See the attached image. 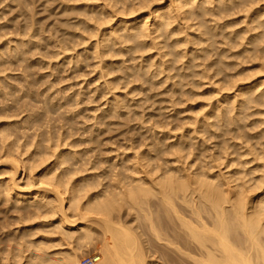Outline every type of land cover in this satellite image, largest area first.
<instances>
[{
    "label": "bare ground",
    "instance_id": "6f19581e",
    "mask_svg": "<svg viewBox=\"0 0 264 264\" xmlns=\"http://www.w3.org/2000/svg\"><path fill=\"white\" fill-rule=\"evenodd\" d=\"M99 1L63 9L75 16L56 36L15 11L20 0L0 8V195L12 210L45 214L21 229L28 239L17 253L10 239L11 250L0 245L12 254L0 264H264V0ZM59 56L74 69L93 59L99 111H74L88 93L64 94L34 75ZM199 82L240 88L185 133L155 138L154 124L132 133L130 121L158 122L151 104L175 107ZM90 243L92 254L80 253Z\"/></svg>",
    "mask_w": 264,
    "mask_h": 264
},
{
    "label": "rangeland",
    "instance_id": "374dc122",
    "mask_svg": "<svg viewBox=\"0 0 264 264\" xmlns=\"http://www.w3.org/2000/svg\"><path fill=\"white\" fill-rule=\"evenodd\" d=\"M97 3H100V1L99 0H20V4L19 5H17L16 7H13L14 8V10L16 11V9L19 7V6H22L23 8H24V10H27L28 12H31L32 13V16H33V19H35L36 21H37V25H39L40 27H42L43 29H44V34L43 35H45V36H48V34H50L51 36H56V34H55V30L57 29V28H61L62 27V24L65 22V21H71V20H73V16H75L73 13H71L70 11H66V12H63V9H65V8H67V9H69V8H74V7H78V8H81V9H83L84 11H86V10H88V9H90V8H92V5H95V4H97ZM0 8H4V9H6V8H8V5H7V0H4V1H0ZM15 11H13V13L15 12ZM11 14H9L8 13V16H10ZM19 18H21V17H19ZM89 22H92V21H89ZM104 26V25H103ZM9 36V35H8ZM94 40V37L93 38H90L89 39V41L88 42H92ZM143 53V57L144 58H147V56H149L150 54H153L154 53V49H151V50H149V51H144V52H142ZM137 55H139V54H137ZM126 56H123L122 57V59H123V61H125V62H128L127 60H126V58H125ZM34 58H36V56H34L32 59H34ZM121 57L120 56H117V57H113V60H118V59H120ZM62 56H59V57H57V58H54V57H45V58H43V64L42 65H40V67L38 66V65H36V66H34V68L32 69L35 73H34V75L37 77H39V76H41L43 79H44V81L42 80V79H40V84H39V89L38 90H40V89H42V87H43V85H41L42 84V82L43 83H47V82H45L47 79L48 80H51V81H55V85H54V87H53V89L52 90H57V91H59V92H62V93H66V94H68V93H72V92H75L76 90H78V91H83V92H85V93H88V95H90V99H87V100H84V102H81V103H79V105L77 106V107H73V110L74 111H76V110H80L81 112H83V113H86V114H89V113H93V112H97V111H99V108H102L103 107V102L105 101V99H104V97H102V96H100V95H98L97 94V92H93L94 91V88H95V86L98 84V82H93L92 83V81L94 80V77H93V72H91V63H92V61H93V59L90 57L87 61H81L80 62V64H81V67H80V69H74V67H73V65H72V61H70L69 63H67V61L65 62V63H62L63 62V60L64 59H62ZM14 73V72H13ZM15 73H16V71H15ZM1 75V74H0ZM2 76V75H1ZM46 79V80H45ZM41 80H42V82H41ZM200 84L201 83H203V82H199ZM136 84H138V83H136ZM198 85V83H197V85L195 84V86H189V89H190V87H192V89H193V91H192V89H190L191 91H190V93H189V96H188V99L186 100L185 99V97L187 98V95L186 96H184V98H183V96L181 97L182 99H180V100H178V101H181V102H179L178 104L176 103V106L175 107H171V106H174V105H171V106H169L168 105V103L166 104V102L165 103H161V104H159V106L160 107H164L165 105H167V106H165V108H162V110H158V108H159V106H158V103H155V104H151V106H150V110H151V108H152V110H154L153 112L154 113H156L155 115V118H153L152 120H156V121H158L156 124H155V121H154V123L151 121L150 123H149V121H146L147 123H141L140 121H138L140 124H141V126L142 127H140V125H139V123L137 122V121H135V120H133V121H130L129 123H128V125L129 126H135V128H133V130H132V133H137V131H134V130H138V132L139 133H141V132H143L144 131V129L145 128H147V126H152L153 124V126H155V125H161V126H157V128H156V126H155V129L154 128H152L151 130H152V132H154L155 131V134L154 135H156L155 136V138L156 137H160V138H163V137H165V134H166V132L165 131H167V130H169V132L167 133V134H169L168 136H172V134L173 133H175V135H179V133L181 132H187L188 130H190V128H192V127H197V125H200L201 123H202V121L203 120H201V118L203 119V117L205 116V115H207L208 113H209V111L211 112V110L213 111V109L215 110V108H217L218 106H220L222 103H224L223 105H226V102H229V100H223V97H224V99L225 98H227V99H229V98H231L232 97V95H233V93H235V91L237 90L238 91V89L240 88V87H238L237 88V86H233L232 87V90L231 89H229V90H227V91H224V90H226V89H221V90H217L216 89V87L217 88H219L218 86H219V84H218V86H217V84H216V82H215V84L216 85H214V83H213V86H212V84H211V86H210V84L209 83H203L202 85ZM162 84H160V83H155L153 86H152V88H151V90H150V93L151 94H153L154 95V97H153V100L155 101V99L157 98V97H160V96H162V94L161 93H159L161 90H162ZM222 86V85H221ZM37 87V88H38ZM86 88H88V89H86ZM237 88V89H236ZM215 89H216V91H215ZM236 89V90H235ZM259 90H261V87H259L258 88V91ZM120 91H123V90H120ZM215 91V92H214ZM237 91H236V93H237ZM214 92V93H213ZM232 92V93H231ZM191 93H194L193 95L191 94ZM190 94H191V97H190ZM228 94V95H227ZM222 95V96H221ZM226 96H228V97H226ZM184 99V100H183ZM230 100H232V99H230ZM184 101V102H183ZM186 101V102H185ZM216 102V103H215ZM222 102V103H221ZM215 103V104H214ZM219 103V104H218ZM165 104V105H164ZM229 104H230V102H229ZM156 105H157V107H156ZM163 105V106H162ZM204 106V107H203ZM211 106V107H210ZM217 106V107H216ZM261 106V105H260ZM259 106V107H260ZM166 107H168V108H166ZM170 107V108H169ZM191 107V108H190ZM202 107H203V110H202V112H200L201 111V109H202ZM259 107L258 108H254V110H259ZM262 107H264V106H262ZM156 108V109H155ZM209 108H211V109H209ZM223 108V107H222ZM171 109V110H170ZM184 109V110H183ZM186 109V110H185ZM157 110V111H156ZM177 112H176V111ZM260 110L262 111V110H264V109H261L260 108ZM156 111V112H155ZM174 111V112H173ZM207 111V112H206ZM217 111V110H216ZM216 111H213V112H215V114H216ZM198 112L200 113V114H198ZM175 113V114H174ZM203 115H202V114ZM212 113V112H211ZM173 114V115H172ZM195 114L197 115L196 117H195ZM205 114V115H204ZM176 115V116H175ZM178 115V116H177ZM201 115L203 116V117H201ZM257 115H259V114H256L254 117H251V119H260V118H262V117H264V116H261L260 115V118H259V116H257ZM169 116H170V118L171 117H173V116H175V117H173V118H169ZM146 118V117H145ZM168 118V119H167ZM174 118H176V120H178V121H176ZM189 118H192V119H189ZM195 118V119H194ZM158 119V120H157ZM164 119H166L165 121H164ZM170 119V120H169ZM174 119V120H173ZM182 121V122H184L183 124H182V122L180 121V120ZM185 119V120H184ZM188 119H189V121H188ZM194 119V120H193ZM211 119V118H210ZM10 120H12V118H10ZM13 120H14V118H13ZM143 120V119H142ZM159 120H161V121H159ZM168 120V121H167ZM184 120V121H183ZM193 120V121H192ZM200 121V123H199V121ZM164 121V122H163ZM173 121H174V126H173ZM180 121V122H179ZM186 121H188V124H190V125H188L187 127H185L187 124V122ZM198 121V122H197ZM249 121V120H248ZM168 122V125L166 124ZM170 122H172V123H170ZM191 122V123H190ZM196 122V123H195ZM209 122H210V120H209ZM134 123H136V124H134ZM152 123V124H151ZM199 123V124H198ZM144 124H147V126L146 125H144ZM164 124V125H163ZM165 124L167 125V126H165ZM180 124H181V126H180ZM192 124H193V126H192ZM203 124V123H202ZM180 126V128L181 129H178L177 128V126ZM183 125V126H182ZM196 125V126H195ZM164 126L166 127V128H164ZM178 126V127H179ZM192 126V127H191ZM261 126H264V125H261ZM158 127H161V128H158ZM162 127H163V129H162ZM171 127V128H170ZM183 127V128H182ZM189 127V128H188ZM124 128V127H123ZM137 128V129H136ZM176 128L178 129V131L176 130ZM188 128V129H187ZM260 128V127H259ZM154 129V130H153ZM184 131H183V130ZM198 129H200V128H198ZM147 130V129H146ZM150 130V131H151ZM172 130V131H171ZM131 131V130H130ZM148 132L147 134H151V132ZM129 132V131H128ZM128 132L126 133V134H128ZM170 133H171V135H170ZM133 134L132 136L134 137V138H136L137 136H138V134ZM159 134V135H158ZM163 134V135H162ZM166 134V135H167ZM111 135H113V137L112 138H114V139H112L111 141L112 142H114V143H117L118 144V142L120 141L121 142V139L120 138H122V137H120V135H119V137H118V135H116L115 134V132H111ZM128 135H130V134H128ZM163 137H162V136ZM126 137H127V135H125ZM136 136V137H135ZM168 136H166V137H168ZM199 135H197V137H196V140H193V142L195 141V142H197L199 139V137H198ZM128 137H130V136H128ZM153 137V136H152ZM152 137H150L151 139H152ZM176 137L177 136H175V138L174 137H170V139L169 140H165L166 142H168L169 141V143L170 142H174L175 140H176ZM205 137V136H204ZM154 138V139H155ZM157 138V139H158ZM117 139H120L119 141L117 140ZM143 139V138H142ZM150 139V140H151ZM153 139V140H154ZM195 139V138H194ZM141 140V139H140ZM150 140H146V141H150ZM124 142H125V140H123ZM122 141V142H123ZM152 141V140H151ZM150 141V142H151ZM208 140H206V142H207ZM119 142V143H120ZM123 142V143H124ZM205 142V143H206ZM208 144L207 145H209V143H210V147H211V142H210V140L207 142ZM122 144V143H121ZM120 144V145H121ZM197 144V143H196ZM104 147V148H103ZM103 147L101 148V149H103V153L105 152L104 150L106 149L105 148V145H103ZM143 148V147H142ZM107 154H108V152H107ZM112 154V155H111ZM113 154H114V152H110L109 154H108V157H112L113 156ZM106 155V154H105ZM104 154H102V156L103 157H107V155L105 156ZM170 156H168V155H166V157L164 156V159H166V160H168V159H171V158H169ZM160 161H162V160H160ZM159 161V162H160ZM162 164H164V166H165V163H162ZM161 164V167L163 166ZM166 167V166H165ZM104 182V181H103ZM100 187H101V185H100ZM99 186H98V188H100ZM3 198H5L4 196L2 197V195H0V199H2L1 200V202H0V245L1 246H8V248L10 247V246H12L11 244L12 243H14L13 245L14 246H12V247H14L13 249H12V251L13 252H18V250L20 249H22V247L25 245V243H24V241H27L26 239H28V237L26 238V237H21V231L23 230V228L24 229H27L28 230V226H32V225H37V222H38V225H39V223L41 222V220L43 219V217H44V213H42L41 212V210L38 212L39 214H38V216L37 217H35L34 218V216H33V220L31 219L30 220V222L29 223H26L27 224V226H26V224L24 225V221L25 220H27V218L30 216V217H32L31 215H28V214H30L29 212V210L26 212V210H24V212H23V210H21V212L20 211H15L14 209L12 210L11 209V207H12V204L10 205V203L8 202V204L6 203V201L3 199ZM5 202V203H4ZM5 204L7 205L6 207H5ZM2 206H4V208L2 207ZM8 206L10 207L9 209H11V210H9V209H7L6 210V208H8ZM5 210V213H4V210ZM2 211V212H1ZM8 211V212H7ZM14 211V212H13ZM131 211V212H130ZM11 212V213H10ZM13 212V213H12ZM26 212V213H25ZM4 213V214H3ZM7 213H10V215H8ZM26 215L25 217L23 216L24 214ZM122 213H125V212H123L122 211ZM3 214V215H2ZM12 214H13V216H12ZM15 214V215H14ZM18 214H20V215H22L23 217H22V221L21 222H18V220L16 219V216L18 215ZM132 214V210H129V212H128V214H127V216H130ZM4 215H6V217L4 216ZM11 217V218H9V217ZM28 216V217H27ZM7 217L10 219H7ZM14 219H13V218ZM29 217V218H30ZM26 218V219H25ZM38 218V219H37ZM12 219V220H11ZM25 219V220H24ZM37 219V220H36ZM14 220V221H13ZM24 220V221H23ZM39 220V221H38ZM4 221H5V223H6V225L4 224ZM28 221V220H27ZM27 221H25V222H27ZM36 221V222H35ZM9 222V223H8ZM11 222H12V224H11ZM22 223V224H21ZM11 224V225H10ZM31 224V225H30ZM35 225V226H36ZM10 226V228H8V232H9V236L7 235L8 234V232H7V227H9ZM19 226V227H18ZM25 226V227H24ZM4 227H5V229H6V231H5V229H4ZM28 227V228H27ZM4 229V231H5V234L7 235H5L4 234V231H3V234H2V230ZM13 229V230H12ZM22 229V230H21ZM13 231V233L11 232V231ZM7 232V233H6ZM16 234H15V233ZM13 235H16L17 236V239H15L13 236H12V234ZM2 234V235H1ZM11 234V235H10ZM38 234V233H37ZM39 234H40V232H39ZM38 234V235H39ZM5 235V236H4ZM38 235H36L34 238H37V236ZM4 237V238H3ZM7 237V238H6ZM15 239H13V238ZM55 237V236H54ZM7 239H10L9 241L11 242V244L9 243V244H6L7 243ZM11 239L13 240V241H11ZM30 239H32L31 237L29 238V240ZM6 240V241H5ZM3 242V243H2ZM10 245V246H9ZM90 245V246H89ZM87 244V246H86V244H84V245H82V247L83 248H81L82 250L83 249H86V250H80V253H82V254H84V255H86V252H91V254H92V251H88V250H91V248H93V247H91L92 245H91V243L90 244ZM88 246H89V248L90 249H87L88 248ZM12 247H10V248H12ZM19 247V248H18ZM8 248H3L2 247V251L4 250V249H8ZM9 248V249H10ZM16 248V249H15ZM0 250H1V248H0ZM11 250V249H10ZM10 250H8V251H6L7 253L10 251ZM11 252V251H10ZM10 252L7 254V253H5V252H1V254H4V256H5V260H3L4 262L5 261H8V258L10 257V260H9V262L8 263H10V262H12V260H11V256L10 255H12V254H10ZM84 252V253H83ZM87 253V254H88ZM0 254V256L1 257H4V256H2ZM90 254V253H89ZM7 255V256H6ZM8 257V258H7ZM150 257V256H149ZM151 258H153V257H151ZM151 258H149L148 259V257L146 258L147 260V262L148 261H151L150 263L151 264H163L164 263V259L162 260V263H161V259H162V257H161V259L159 260V258H153V259H151ZM157 259L160 261H157ZM2 260H0V262H1ZM2 261V262H3ZM155 261V262H154ZM1 262V263H2ZM166 262V261H165ZM149 263V262H148ZM149 263V264H150ZM72 264H77V263H72ZM165 264H167V263H165Z\"/></svg>",
    "mask_w": 264,
    "mask_h": 264
}]
</instances>
